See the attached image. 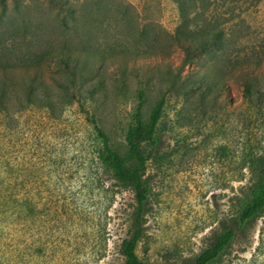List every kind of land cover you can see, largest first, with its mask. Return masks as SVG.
<instances>
[{"label":"rangeland","instance_id":"1","mask_svg":"<svg viewBox=\"0 0 264 264\" xmlns=\"http://www.w3.org/2000/svg\"><path fill=\"white\" fill-rule=\"evenodd\" d=\"M60 1L64 9L49 0L0 3V60L69 50L80 86L74 100L52 110L35 104L13 112L8 127L0 113V264H124L118 249L135 199L130 188L112 186L97 158L94 126L124 156L139 91L142 120L159 97L164 104L155 143L142 145L149 191L135 253L143 264H189L224 227L235 226L237 199L252 176L243 163L249 148L264 160V109L242 96L234 75L219 93L188 91L194 75L221 56L181 67L173 45L169 57L152 53L154 38H165L156 27L173 33L179 22L174 0ZM211 4L218 22L225 9L240 18L229 56L251 54L264 42V0ZM17 199L25 200L21 218ZM213 264H264V215Z\"/></svg>","mask_w":264,"mask_h":264},{"label":"trees","instance_id":"2","mask_svg":"<svg viewBox=\"0 0 264 264\" xmlns=\"http://www.w3.org/2000/svg\"><path fill=\"white\" fill-rule=\"evenodd\" d=\"M174 1L178 7L179 22L173 33H169L160 25L156 27L163 32L165 38H154L156 49L152 53L160 59L169 57L170 54L166 48L168 45H173L182 53L181 67L195 63L205 54L211 58L221 56L211 65H204L205 70L201 74L194 75L188 91L203 93L217 87L216 90L219 93L225 88L224 79L228 75H234V81L241 87L242 96L255 102L259 110L264 109V42L259 44L257 50L251 51V54L240 50L231 57L228 49L234 41L231 32L237 22H234L236 18L229 9L221 12L223 20L218 22L214 19L215 7L210 8L211 2L217 0ZM233 1L239 4L249 0ZM49 2L60 5V9L65 8L61 1L59 4L58 0H49ZM0 3L3 5V0H0ZM145 30L144 28L140 32L142 39L146 36ZM165 41H167L166 45ZM141 53L148 55L146 50H141ZM44 69L48 73L46 77ZM49 69H52L53 73ZM77 69V58L69 50L37 53L32 57L19 59L16 63L8 58L0 60V113L6 119L5 126H9V119L13 112H20L27 106L39 104L52 110L57 104L63 105L68 100H74L80 88L77 83ZM54 73L56 77L53 76ZM59 90L63 91L61 97L69 98L65 101L57 100L60 97ZM143 94V91L138 92L140 101L131 114V122L125 132L127 149L124 156L114 150L109 145L108 136L99 127L94 126L96 135L101 140V146L96 150L97 158L100 164L111 172L115 181L112 186L130 188L135 199L130 213L131 227L127 236L121 240L118 249L124 258V264H143L135 253V247L142 235L143 204L149 191L143 177L149 152L146 153L142 145L145 142L155 143V127L164 104L163 96L159 97L148 119L144 121L140 116ZM247 153L246 160L243 161L245 158H242L241 162L250 167L252 176L245 188V193L237 199V209L232 217L235 226L224 227L213 242L203 248L189 264L218 262L234 236L237 233L245 236L254 220L264 215V160L251 148ZM15 201L18 202L15 206L16 214L18 218H21L25 200Z\"/></svg>","mask_w":264,"mask_h":264}]
</instances>
